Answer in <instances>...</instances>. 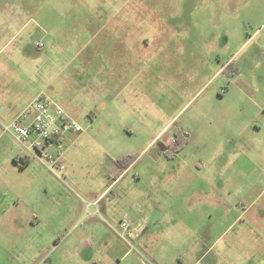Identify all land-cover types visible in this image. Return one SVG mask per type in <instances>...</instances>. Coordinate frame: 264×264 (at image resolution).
Returning <instances> with one entry per match:
<instances>
[{"label": "rangeland", "instance_id": "rangeland-1", "mask_svg": "<svg viewBox=\"0 0 264 264\" xmlns=\"http://www.w3.org/2000/svg\"><path fill=\"white\" fill-rule=\"evenodd\" d=\"M22 6L43 12L48 30L31 25L0 36V78L24 90V108L44 95L82 126L81 136L67 134L61 149H50L62 153L80 186L74 193L66 187L64 201L89 213V195L107 182L111 160L139 154L158 135L176 142L177 127L189 136L175 155L159 141L131 170L133 178L141 170L160 177L154 187L161 206H178L179 219L162 220V213L155 225L131 223L132 233L108 219L98 226L83 221L75 234L79 251L94 247L106 255L87 262L264 264V0H39ZM116 14L128 23L127 51L95 53L89 28ZM102 35L106 42L109 32ZM219 112L231 115V126L219 116L210 123L208 114ZM15 145L5 134L0 162L18 150ZM4 173L13 170L0 164ZM135 203L138 197L119 196L98 205L120 213ZM148 205V212L157 206ZM89 228L105 238V249L85 232ZM44 234L46 247L64 233L50 227Z\"/></svg>", "mask_w": 264, "mask_h": 264}, {"label": "crops", "instance_id": "crops-1", "mask_svg": "<svg viewBox=\"0 0 264 264\" xmlns=\"http://www.w3.org/2000/svg\"><path fill=\"white\" fill-rule=\"evenodd\" d=\"M18 2L24 3V5L25 2H28L33 5L38 4L39 0L36 3H33V0H0V36L18 35V33L28 31L31 25L39 31L48 30L47 23H45L47 20L45 21L46 17L43 12L35 13L33 10L24 12L23 9L25 8L22 4H17ZM16 9L21 13H16ZM98 19L106 20L107 17L103 18L99 15ZM89 20L91 24L93 18H89ZM108 20L110 22L101 23L100 26L93 24V28H89L91 32L90 41L94 42V52L127 51L128 46L125 43L129 33L128 23H123L122 16L118 17L117 14L116 17L111 16ZM107 28H110L109 36L104 37L106 42H103L102 34L104 31L108 33ZM112 36L115 38V43L112 41L113 45L109 43ZM98 39L99 42H97ZM2 45L7 47L10 45V41ZM16 48L18 46L13 51H16ZM93 56H88L89 65L93 64ZM118 62L121 64L123 60L119 59ZM23 91L14 80L8 79L7 81L5 78H0V127L3 123L15 120L29 106L24 108ZM220 113L217 115L208 114L211 116L210 123L215 124L216 119H213L212 116H219L223 125L231 126V115L225 112V114ZM181 130L183 129L181 128ZM5 134L10 133H1L0 142L4 139ZM78 134L81 136V133L72 135ZM159 141H162L160 145L165 150L176 145L171 136L160 137L158 135L124 170H121L116 162L111 160L109 172L104 176L107 177V182L103 181L100 185L101 189L89 195L91 199L89 208L87 207L89 213L86 212V207L83 205L78 203L73 205L63 199V192L66 191V187L69 193H74L76 192L75 189H80L75 175L72 173V167H69L63 158L62 163L66 170L62 177H59L53 170H50V173L40 172L35 168L41 164L46 166L45 163L38 160L25 144L19 142V145H15L18 150L12 151L5 158H1L2 162H0L3 166L13 170L11 174L4 173V177L2 174L0 175V264H49L50 261L51 264H68L67 261L89 264L86 260L88 258H90L89 260L97 258L99 261H103L106 256L104 250L97 252L93 247L90 248L91 251H79L80 239L75 235L77 234L76 228L78 224L86 220L91 222V226H98L102 222L107 224V219L115 223L114 226L116 227L124 219H128L131 223L139 226L152 223L155 225L159 223V215L162 216L163 213L162 220H169L171 217L170 221H177L180 217L178 206L175 204L161 206V194L159 195L154 187L160 177L148 170H141L134 178L133 174L131 175V170L138 164L141 156H145L144 154H147ZM119 196H125L131 200L138 197V203H135L136 206L134 204L129 205V209L121 208L120 213H117L118 210H114V206L110 204ZM106 199H110V204L102 207V209L99 205H95V203ZM150 201L155 202L157 206L152 207L148 212ZM50 227L54 232L64 234L62 235L63 238H56L51 246L45 247L47 238L44 232ZM85 232H90V236L93 238L97 237V242L101 244L100 248L105 249L107 244L102 235H97L93 228H89ZM27 255L32 256V260L29 261L26 258Z\"/></svg>", "mask_w": 264, "mask_h": 264}, {"label": "built area", "instance_id": "built-area-1", "mask_svg": "<svg viewBox=\"0 0 264 264\" xmlns=\"http://www.w3.org/2000/svg\"><path fill=\"white\" fill-rule=\"evenodd\" d=\"M39 47L43 44L39 43ZM4 133L12 134L16 140L32 151L36 158L62 177L66 168L62 153H50L51 148L61 149L67 134L83 132L82 126L49 97L41 95L15 120L3 123ZM98 205V203H95ZM123 233L131 232V222L121 221L118 226Z\"/></svg>", "mask_w": 264, "mask_h": 264}, {"label": "trees", "instance_id": "trees-1", "mask_svg": "<svg viewBox=\"0 0 264 264\" xmlns=\"http://www.w3.org/2000/svg\"><path fill=\"white\" fill-rule=\"evenodd\" d=\"M175 135L177 137L176 145L173 148H170L169 150L170 153L177 154L181 149H183L188 143H189V136L188 135H183L182 130L177 127L175 129ZM138 157L137 155H131L128 157H123L119 160H117L116 164L121 168V170H124L128 165H130L136 158Z\"/></svg>", "mask_w": 264, "mask_h": 264}]
</instances>
